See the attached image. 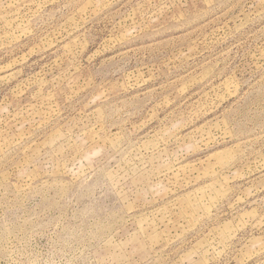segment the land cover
<instances>
[{"label":"rangeland","instance_id":"rangeland-1","mask_svg":"<svg viewBox=\"0 0 264 264\" xmlns=\"http://www.w3.org/2000/svg\"><path fill=\"white\" fill-rule=\"evenodd\" d=\"M0 264H264V0H0Z\"/></svg>","mask_w":264,"mask_h":264}]
</instances>
